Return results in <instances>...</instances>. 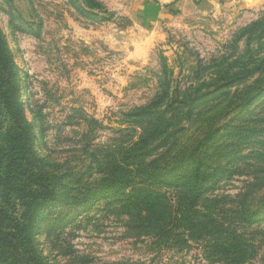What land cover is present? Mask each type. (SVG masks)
<instances>
[{"label": "rangeland", "instance_id": "374dc122", "mask_svg": "<svg viewBox=\"0 0 264 264\" xmlns=\"http://www.w3.org/2000/svg\"><path fill=\"white\" fill-rule=\"evenodd\" d=\"M245 1L0 0V131L20 114L58 178L31 220L12 210L42 264H264V0Z\"/></svg>", "mask_w": 264, "mask_h": 264}, {"label": "trees", "instance_id": "16d2710c", "mask_svg": "<svg viewBox=\"0 0 264 264\" xmlns=\"http://www.w3.org/2000/svg\"><path fill=\"white\" fill-rule=\"evenodd\" d=\"M0 67L9 68L1 40ZM9 120L5 130L0 131V264H42L29 246L30 225L25 226L22 215L19 218L12 210L18 200L24 216L28 218L31 213V220L32 208L51 197L58 178L48 176L37 167L30 142L31 131L25 119L12 113ZM150 176L157 178L160 174L151 173Z\"/></svg>", "mask_w": 264, "mask_h": 264}, {"label": "crops", "instance_id": "0c3cea01", "mask_svg": "<svg viewBox=\"0 0 264 264\" xmlns=\"http://www.w3.org/2000/svg\"><path fill=\"white\" fill-rule=\"evenodd\" d=\"M198 1V0H196ZM204 6L205 8L208 7V6H211L213 7V9L215 10V8H220L219 6L217 5H220L222 2L221 0H199ZM227 3L230 5H242L243 3L244 4H247L245 0H226ZM259 2V0H251V4H254V3H257Z\"/></svg>", "mask_w": 264, "mask_h": 264}]
</instances>
